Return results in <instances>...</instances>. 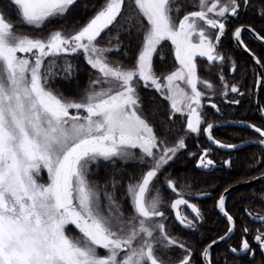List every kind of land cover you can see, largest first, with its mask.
<instances>
[{
  "label": "snow or ice",
  "instance_id": "snow-or-ice-1",
  "mask_svg": "<svg viewBox=\"0 0 264 264\" xmlns=\"http://www.w3.org/2000/svg\"><path fill=\"white\" fill-rule=\"evenodd\" d=\"M78 2L6 0L7 11L0 10V264H228V257L214 259L213 246L237 233L238 243L227 248L233 257L264 256V215L244 209L259 226H238L227 208L231 185L215 198L227 225L222 235L199 247L173 235L170 217L197 229L205 217L191 200L213 194L185 190L168 172L191 135L237 149L214 138L202 112L205 102L220 112L214 96L239 105L246 94L225 76V69L237 72L222 51L225 35L251 53L259 68L254 86L264 88V55L242 38L248 32L264 42V29L232 23L249 11L264 20V0H100L83 23L66 29ZM12 12L43 34L22 32ZM79 59L89 69L88 86L69 96L60 82L78 81ZM201 60L217 69L219 88L201 76L208 71ZM142 90L155 94L148 98L152 119ZM257 111L264 118V104ZM240 123L264 150V125ZM210 151L200 150L197 167H215ZM117 160L139 164L126 184L115 171L103 185L94 179L102 163ZM223 164L231 168L232 158ZM254 179L264 181V171ZM260 203L264 210V197Z\"/></svg>",
  "mask_w": 264,
  "mask_h": 264
},
{
  "label": "trees",
  "instance_id": "trees-1",
  "mask_svg": "<svg viewBox=\"0 0 264 264\" xmlns=\"http://www.w3.org/2000/svg\"><path fill=\"white\" fill-rule=\"evenodd\" d=\"M100 0H79L76 7L71 10V12L66 17V29H71L76 27L78 24L83 23L84 20L92 14L94 11V5L98 4ZM0 3V10H6L4 4ZM11 19L16 23L18 29L22 32L32 34V35H42L43 33L38 30L26 26L24 24L17 23L15 13H11ZM233 24L239 25L243 23L245 25L251 24L258 31L264 29V20H261L258 15L249 11L248 13L240 16L239 18H234ZM264 34V33H262ZM115 40V34L112 37ZM245 43L252 49L257 56L264 55V49L261 46L253 43L247 35L243 36ZM103 46H109L107 42H102ZM125 44L131 49L134 47V40H125ZM222 51L227 55H230L237 64V72L235 74L229 73L225 69V76L230 82L239 81L244 89H246V94L244 97H240L241 100L239 105H232L227 103L219 96H215L212 100L216 103L217 107L220 108V112L217 113L209 104L205 106L204 117L207 122L217 123L222 121H247L251 123H256L258 126L264 125V123L258 117L254 106H253V96L255 92L254 78H255V68L244 58L238 50L235 48L232 37L230 34L225 35L222 38ZM113 60H122L123 57L119 55H113L111 57ZM78 72V81H73L70 84L61 83L66 95L71 96L78 89L84 90L88 86V76L89 69L82 59L75 61ZM201 68H208V71H201V76L208 79L211 83L219 88V82L216 78L215 72L216 68L205 64L202 60L200 61ZM234 77V78H233ZM142 96L145 98V112L150 119L153 118L152 113L148 111L149 107H155V105L150 101L149 97H154L155 94L150 90H142ZM233 94H230V98ZM158 103V101H157ZM261 104H264V90L261 97ZM159 116V113H157ZM163 118V117H160ZM180 121L177 120L176 127L179 128ZM204 124L202 127H205ZM215 139H219L222 143L238 144L247 140L255 139V136L247 130L239 128H224L218 129L213 132ZM202 148H209L210 158L213 159L216 164H220L211 170H205L203 168H198L196 166V159L199 156V152ZM188 152L196 153V156H188ZM232 158L233 166L231 168L226 167L223 164L224 159ZM264 160V151L259 147H250L237 151L235 153H221L219 151L210 148L204 138V134L199 136L191 135L186 137V149L182 150L181 154L175 158L174 162L168 168V172L174 177L178 185L182 188L185 185L189 187L185 190L195 192H209L212 196L206 197H193L192 203H196L201 211L204 213V221L197 226V229L185 231L182 230L175 223L174 220L170 218L171 228L170 232L173 235L180 237L187 243L199 247L203 243L207 242L210 238H215L217 235H222L226 230V222L219 216L215 207L216 194L225 187L229 185L233 186L235 184L248 181L259 175V171H264V165L258 164L257 161ZM139 169V164H124L120 161L112 163H102L97 176L98 182L103 185L106 179V175L109 172L115 171L117 180L123 176V183L128 182V176L135 175ZM110 186V181H109ZM118 193L122 195V189L117 187ZM163 195L165 199L174 198L170 194L163 190ZM262 197H264V183L256 185L250 189L242 190L234 195H232L227 200V208L237 219L238 226L242 222L249 226L250 228L258 227L259 224H254L251 219L244 215V209L252 211L253 214L259 212L264 215V210H262V205L260 203ZM187 198V197H186ZM165 211H169L165 207ZM186 214H189L187 210H184ZM239 241V233L233 236V238L224 246L219 247L213 251L214 259L218 262L222 261V258L228 257V264H264V256H262L257 250L255 259H251L250 256L244 257H233L227 248L229 245H236ZM178 252H173L172 255H178Z\"/></svg>",
  "mask_w": 264,
  "mask_h": 264
},
{
  "label": "water",
  "instance_id": "water-1",
  "mask_svg": "<svg viewBox=\"0 0 264 264\" xmlns=\"http://www.w3.org/2000/svg\"><path fill=\"white\" fill-rule=\"evenodd\" d=\"M244 34H247V35L252 39V41H253L254 43L258 44L259 46H261V47L264 49V42H262V41L256 39L252 34H250V33H248V32H244L243 35H244ZM232 41H233V43H234V46H235V47L237 48V50L239 51V53H240L244 58H246L248 61H250L251 64L254 66L256 72H258V71H259V68H258V66H256V65L254 64V62L252 61L251 53L248 52L247 50H245L243 47L239 46L234 38H232ZM263 90H264V88H259V89L255 88V92H254V96H253V106H254V109H255V111H256L258 117H259L260 120L264 123V118H261L260 114H259L258 111H257V107L259 106V104H261V97H262V94H263ZM240 122H241V121L229 120V121H222V122L213 123V124H214V127H213L212 132H214L215 130H218V129H224V128H239V129H243V130H247V131L251 132V133L253 134V136L256 137L255 139H253V140H247V141H244V142L238 143V144H236V145H238L237 149L232 150V149L221 148V147H219V146H217V145H213L210 141L207 140L206 136L204 135V138H205V140H206L208 146H209L210 148H212L213 150H216V151H219V152H221V153H225V154L235 153V152H237V151H241V150H243V149H247V148H250V147H259V148H260V146H258V145L255 143V140L258 139V137H257V135L254 133V131L251 130V129H249V128H247V127H244L243 124H241ZM260 149H261V148H260ZM261 150H262V149H261ZM262 151H264V150H262ZM198 168H199V167H198ZM261 183H264V181H261V180H258V179H254V178H252V179H250V180H248V181H245V182H241V183L235 184V185H233V186H231V187L229 188L228 199H229L232 195H234V194H236V193H238V192H240V191H242V190L250 189V188H252V187H254V186H256V185H259V184H261ZM186 209H187V208H186ZM187 210H188L189 213L191 214L190 210H189V209H187ZM216 210H217V209H216ZM217 212H218V210H217ZM218 214H219V216L221 217V219H223V220L226 222V220H225V218L223 217V215L220 214L219 212H218ZM191 215H192V214H191ZM176 224H177L181 229H183V230H187V229L183 228L182 226H180L177 222H176ZM232 238H233V237H232ZM229 241H230V240H228L227 242H221V243H219L218 245H214V246H213V251H214L215 249L219 248V247H222V246L226 245ZM240 257H244V256H240Z\"/></svg>",
  "mask_w": 264,
  "mask_h": 264
},
{
  "label": "rangeland",
  "instance_id": "rangeland-1",
  "mask_svg": "<svg viewBox=\"0 0 264 264\" xmlns=\"http://www.w3.org/2000/svg\"><path fill=\"white\" fill-rule=\"evenodd\" d=\"M27 26V25H26ZM203 90V89H202ZM234 95V94H233ZM215 97V96H214ZM214 97H212V99L214 98ZM207 105V102H205V104H204V107H203V112H202V114H204V110H205V106ZM204 124H202V126H203ZM203 128V127H202ZM139 153L137 152V155H138ZM210 158V157H209ZM119 161V160H118ZM120 162H122V161H120ZM122 163H124V164H138V162H131V161H129V162H122ZM217 166H220V164H216L215 163V167H217ZM214 167V168H215ZM211 169H213V168H209V169H205V170H211ZM165 210V209H164ZM167 212V211H166ZM171 218V217H170ZM189 218H191V216H189ZM171 228V227H170Z\"/></svg>",
  "mask_w": 264,
  "mask_h": 264
},
{
  "label": "flooded vegetation",
  "instance_id": "flooded-vegetation-1",
  "mask_svg": "<svg viewBox=\"0 0 264 264\" xmlns=\"http://www.w3.org/2000/svg\"><path fill=\"white\" fill-rule=\"evenodd\" d=\"M244 36V35H243ZM248 36V35H247ZM249 37V36H248ZM250 38V37H249ZM250 40L252 41V39L250 38ZM253 42V41H252ZM254 43V42H253ZM259 46V45H258Z\"/></svg>",
  "mask_w": 264,
  "mask_h": 264
}]
</instances>
